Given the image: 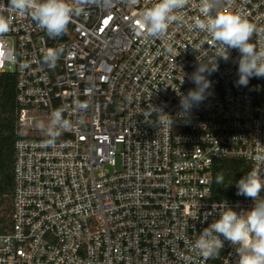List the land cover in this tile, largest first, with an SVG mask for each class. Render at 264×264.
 Returning <instances> with one entry per match:
<instances>
[{
    "label": "built area",
    "instance_id": "built-area-1",
    "mask_svg": "<svg viewBox=\"0 0 264 264\" xmlns=\"http://www.w3.org/2000/svg\"><path fill=\"white\" fill-rule=\"evenodd\" d=\"M155 2L84 0L67 33L50 38L0 0L10 21L0 73L16 76L21 130L0 264H237L227 241L207 260L193 244L225 203L237 212L253 206L248 197L216 198L214 169L240 160L264 172L256 159L264 77L238 86L240 53L229 49L205 74V99L183 114L179 94L196 88L190 77L215 46L190 27L200 0H189L166 37L144 35L137 18ZM224 8L253 23L251 42L264 48V0H225ZM49 48L63 49L55 68L43 63Z\"/></svg>",
    "mask_w": 264,
    "mask_h": 264
},
{
    "label": "clouds",
    "instance_id": "clouds-1",
    "mask_svg": "<svg viewBox=\"0 0 264 264\" xmlns=\"http://www.w3.org/2000/svg\"><path fill=\"white\" fill-rule=\"evenodd\" d=\"M98 2L107 7L111 0ZM123 2L135 5L137 0ZM188 3L189 0H156L137 18L139 27L144 30L143 34L156 39L166 37L170 24L182 19L179 12ZM83 4L84 0H7L6 7L20 15L30 16L37 27L44 30L50 38H57L67 33L74 16L84 12ZM224 4L225 0H200V15L190 26L192 30L210 38L215 46V56L209 63L199 60V66L190 77L196 88L190 89L187 95L179 94L183 114L189 113L205 99L206 90L211 87V81L205 74L211 75L218 70V58L225 61L229 59V49H236L240 53L238 86H247L251 77H264V48H257L251 42L256 26L242 14L229 13ZM9 31V19L0 15V36ZM167 51L171 52V47ZM62 55V48H49L43 54V63L49 68H55ZM152 107L158 113L171 117L162 109ZM59 123L60 117L57 113L56 124ZM168 123L172 125L173 120ZM49 135L54 140L57 135L55 125ZM51 142L53 141H49ZM256 159L264 162V155H259ZM223 182V173H218L216 183L220 185ZM236 187L237 195L253 200L252 208L237 212L225 203L219 218L203 229L195 240L193 249L205 260L217 258L227 241L235 247L239 257L237 264H264V197H261L264 192V172L260 168H252L236 182Z\"/></svg>",
    "mask_w": 264,
    "mask_h": 264
},
{
    "label": "trees",
    "instance_id": "trees-1",
    "mask_svg": "<svg viewBox=\"0 0 264 264\" xmlns=\"http://www.w3.org/2000/svg\"><path fill=\"white\" fill-rule=\"evenodd\" d=\"M264 88V87H263ZM20 107L17 103V80L11 73H0V226L4 222L1 217L2 205L13 190V166L15 159V144L21 137L19 127ZM250 167L240 160L220 162L214 169V196L218 199H238L245 197L237 195L236 182L241 179ZM223 173L224 182L218 185L216 176ZM11 207L7 209L10 213ZM0 229H2L0 227Z\"/></svg>",
    "mask_w": 264,
    "mask_h": 264
},
{
    "label": "rangeland",
    "instance_id": "rangeland-1",
    "mask_svg": "<svg viewBox=\"0 0 264 264\" xmlns=\"http://www.w3.org/2000/svg\"><path fill=\"white\" fill-rule=\"evenodd\" d=\"M25 131V130H24ZM11 207V201L7 199V201H5V203L2 205V210L5 209L2 213H1V217H4V220L7 222L8 220V215L9 212L7 211V209ZM1 210V208H0Z\"/></svg>",
    "mask_w": 264,
    "mask_h": 264
}]
</instances>
